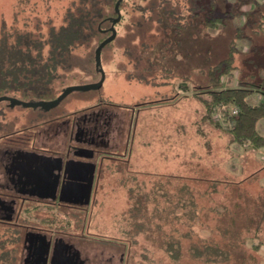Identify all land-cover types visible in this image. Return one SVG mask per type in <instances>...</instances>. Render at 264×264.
<instances>
[{
	"label": "rangeland",
	"instance_id": "rangeland-1",
	"mask_svg": "<svg viewBox=\"0 0 264 264\" xmlns=\"http://www.w3.org/2000/svg\"><path fill=\"white\" fill-rule=\"evenodd\" d=\"M74 1L77 0H0V35L4 29L24 31L28 26L30 30L32 19L40 26L48 19L58 29L65 11ZM123 1L118 38L102 56L105 73L102 87L73 92L60 105L79 113L90 107H111L124 120L122 144L130 141L131 153L124 157L126 161L105 163L104 175L86 212L85 233L91 240L86 250L92 261L99 259L98 256L105 251V257L113 256L115 264H119L121 252L126 256L125 264H202L192 259L187 251L190 239L182 238L190 231L183 210L175 212L181 221L166 225L164 229L165 236L182 242V256L177 261L150 239L154 236L153 226H164L161 220L153 217V213L156 205L160 210H171L170 201L175 199L173 192L183 184L189 185L198 207L202 208L193 223L196 228L193 241L196 236L217 238L220 234L214 230L225 211V197L233 188L240 191L236 194L244 193L251 199L258 195L264 198V153L260 154L263 150L253 154L248 144H231L230 127H217L213 118H205L203 104L194 96L196 88L204 91L202 88L207 86V77L202 72L228 56L229 43L235 38L237 28H242L245 36L237 43L238 69L235 73L239 79L235 83V77H225V86L238 87L240 79L253 85L263 83L264 0H243L242 4L237 3L238 0H226L231 9L241 13L230 23L225 21L226 27L219 25L215 29H203L196 23L181 34L166 28L170 34L168 37L160 31V25L142 17L149 12H141L139 8L148 7L150 0ZM228 8L218 5L215 16H223L225 10L233 12ZM181 9L186 13L188 7L182 5ZM154 18L157 19L156 14ZM41 30L47 36L49 30L46 27ZM95 46L89 50L79 49L81 58L72 61L78 67L42 70L23 61V71L13 72L17 73L13 76L6 73L9 75L6 78L12 89L29 93L30 98L33 97L30 102L42 100L41 95L34 97L36 93L55 97L68 86L98 82L101 76L95 72ZM47 52L48 47L45 54ZM3 70L7 72L11 68ZM20 92L9 91L7 94L24 96ZM3 93L0 91V96ZM253 94L261 93L255 91ZM253 98L254 102L264 100V96L262 99ZM136 108L139 113L134 129L130 114L131 109ZM0 110L7 112L6 118L0 116V120L6 121L12 114L23 111L21 107L8 109L6 102L0 103ZM259 124L261 131L264 119ZM247 168L248 172H242ZM259 169L257 177L246 179ZM139 199L144 200L147 207L141 222L150 221L146 223L151 232L144 231V234L135 236L132 232L134 221L127 211L130 204ZM233 200L239 201L237 196ZM246 211L252 213L250 209ZM172 214L164 215L162 220L167 216L172 221ZM79 223L76 227L73 223L68 231L79 235ZM262 230L259 237L252 231L246 241L248 250L260 260L259 264H264V226ZM15 232L9 225H0V264H21L22 232ZM259 242L262 247L256 253L251 248Z\"/></svg>",
	"mask_w": 264,
	"mask_h": 264
},
{
	"label": "trees",
	"instance_id": "trees-1",
	"mask_svg": "<svg viewBox=\"0 0 264 264\" xmlns=\"http://www.w3.org/2000/svg\"><path fill=\"white\" fill-rule=\"evenodd\" d=\"M118 1H74L65 11L62 23L58 29L48 19L45 20L43 26H40L38 21L32 19L30 30H28V26L26 30H17L18 32H10L4 29L0 35V91H4L3 94H7L9 91L20 90L12 89L13 87L6 77L17 74L13 72L23 71L24 65L21 63L23 61H27L30 67L39 66L43 68L42 70L49 68L55 70L61 68L65 70L78 67L79 65L75 66L72 61L81 58L78 54L79 49L89 50L96 44V50L102 41L111 36L112 31L110 27L113 24V20L117 18L115 6ZM248 1L253 2L254 0ZM123 2L121 0L119 4L121 19L114 25L117 35L102 50L101 60L104 50L110 47L118 38L117 27L123 20ZM237 3L242 4L243 0H238ZM182 5L188 7L186 13L182 12ZM218 5L231 9V5L228 6L226 0H206V2H203V0H150L148 7H140L139 10L141 12H149V15L143 14L144 20H153L161 26L160 31L163 32V35L168 37L170 35L167 33L168 29L181 34L189 26L196 23H199L203 29H215L219 25L226 27L225 21L230 23L241 14L239 10L231 9L233 12L225 10L223 16H215ZM155 14L157 19H153V15ZM42 27H46L49 30L48 34L46 33L47 36H44L40 32L42 31ZM242 30V28H237L235 38L229 43L228 56L202 72L207 77L208 83L205 88H202L205 89L204 91L196 88L194 96L203 104L205 110L204 117L208 119L212 118L215 107L220 103L237 106L239 114L232 118L233 125L228 128L230 143L248 144L251 149L259 150L264 148V135L258 131L257 127L258 122L264 119V100L256 105H251L247 99L255 91L264 96V80L261 84L253 85L244 79H240L238 87H226L224 83V78L233 76L238 69L236 56L237 43L245 38L241 32ZM47 47L48 52L45 54ZM95 50L93 57L95 72L100 74L96 69ZM6 64H9V66H4ZM4 68H11V70L5 72ZM6 73H9V75ZM25 95L27 94L25 93ZM216 124L217 127H220L219 123ZM260 171L259 169L253 172L246 179L257 177ZM167 185H170V182ZM236 192L240 191L233 188L229 192L230 194L225 197L227 201L226 205L223 206L225 211L218 218L214 230L220 236L208 239L196 236L197 238L193 241L194 236L192 234L195 235L196 233L193 232L196 229L193 223L197 220L202 208L198 207L195 201L196 197L194 196L193 188L183 184L182 187L173 192V194L175 193V199L174 201H170L172 205L171 210H160L158 205H156L153 217L158 218L159 221L161 220L164 226L163 224L153 226L155 229L154 236H150V239L165 249L175 261L181 259L182 242L174 240L173 237H168V235L165 236L167 232L164 231L166 225L172 226L174 222L179 223L181 221L178 214H175L177 210L181 209L190 228V231L184 233L182 238L190 239L187 251L192 259L200 261L202 264H259L260 260L256 258L253 252L251 253L248 250L246 241L252 231L258 237L263 232L264 198L258 195L256 199H251L244 195V193L236 194ZM235 196H237L239 201L233 200ZM132 198L130 196V201H132ZM143 199L145 200L144 197ZM144 200L139 199L130 204V208L127 211V214L134 221L132 225L134 231L132 232L135 236L144 234V231L151 232L150 225L146 223L150 221H146L145 219L144 222H141V219L145 218L143 216L144 212L147 211ZM247 209L252 210V213H247ZM170 213L174 214L173 220L169 221L166 216L163 221L162 217L167 214L170 215ZM261 247L262 243L259 242L251 249L258 253Z\"/></svg>",
	"mask_w": 264,
	"mask_h": 264
},
{
	"label": "flooded vegetation",
	"instance_id": "flooded-vegetation-1",
	"mask_svg": "<svg viewBox=\"0 0 264 264\" xmlns=\"http://www.w3.org/2000/svg\"><path fill=\"white\" fill-rule=\"evenodd\" d=\"M62 91L55 97L43 93L34 97L52 101ZM20 93L24 96H1L28 98L27 102L33 98ZM2 102L8 109L23 110L7 121L0 120V225L22 232L21 264H115L113 256L105 257V251L91 260L85 227L105 163L126 161L124 157L131 153L130 141L122 144V117L111 107H90L79 113L60 107L62 103L45 109ZM6 113L0 110L1 117L6 118ZM138 113V108L131 109L134 129ZM71 222L75 227L80 222L79 235L68 231L73 223L65 228ZM125 263L121 252L119 264Z\"/></svg>",
	"mask_w": 264,
	"mask_h": 264
},
{
	"label": "water",
	"instance_id": "water-1",
	"mask_svg": "<svg viewBox=\"0 0 264 264\" xmlns=\"http://www.w3.org/2000/svg\"><path fill=\"white\" fill-rule=\"evenodd\" d=\"M120 1L121 0H119L115 6L117 18H115L113 20V24L110 27V30L112 31L111 36H109L104 41H102L95 50L96 69L101 74V78L98 82L68 86L65 89H63L62 93L58 96V98H56L55 100H52V101L27 102V101H23V100L14 98V97L1 96L0 102L10 101L12 106L21 105L24 107H33V108L43 107L45 109H50V108H53V107L60 105L73 92H76V91L87 92V91L100 89L104 83V80H105V73H104L103 68H102L101 53H102V50L104 49V47L108 43H110L117 35V31H116L114 25L121 19V13H120V9H119ZM90 191H91V183H89L88 190L85 194L87 202L89 201V198H90Z\"/></svg>",
	"mask_w": 264,
	"mask_h": 264
},
{
	"label": "built area",
	"instance_id": "built-area-1",
	"mask_svg": "<svg viewBox=\"0 0 264 264\" xmlns=\"http://www.w3.org/2000/svg\"><path fill=\"white\" fill-rule=\"evenodd\" d=\"M239 114V108L234 104L220 103L214 109L212 118L214 122L220 125L231 127L235 116Z\"/></svg>",
	"mask_w": 264,
	"mask_h": 264
},
{
	"label": "crops",
	"instance_id": "crops-1",
	"mask_svg": "<svg viewBox=\"0 0 264 264\" xmlns=\"http://www.w3.org/2000/svg\"><path fill=\"white\" fill-rule=\"evenodd\" d=\"M235 77V78H234ZM239 77V75H237L236 73L234 74V76H232V78H234V81H236L235 83H237L238 82V78ZM235 87H237V86H235ZM255 96H257L258 97V99H262V95L261 94H256V95H250L249 97H248V99H247V101L251 104V105H256L257 103H259L260 101H257V102H254L255 101V98H253V97H255ZM257 99V98H256ZM168 104H170V103H168ZM263 120V119H262ZM261 121V120H260ZM260 121L258 122V131L262 134V135H264V132H263V125L264 124H262L261 125V131L259 130V123H260ZM263 150V152L262 153H260V154H263L264 153V148H262V149H259V150H251V151H253V154H255L254 152H257V151H262ZM262 158L264 159V155L262 156ZM244 171H246V172H248L249 171V168H247V169H242V172H244Z\"/></svg>",
	"mask_w": 264,
	"mask_h": 264
}]
</instances>
